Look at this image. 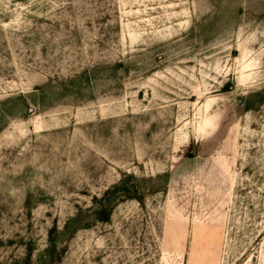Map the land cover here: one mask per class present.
I'll list each match as a JSON object with an SVG mask.
<instances>
[{
	"label": "rangeland",
	"instance_id": "1",
	"mask_svg": "<svg viewBox=\"0 0 264 264\" xmlns=\"http://www.w3.org/2000/svg\"><path fill=\"white\" fill-rule=\"evenodd\" d=\"M0 264H264V0H0Z\"/></svg>",
	"mask_w": 264,
	"mask_h": 264
}]
</instances>
